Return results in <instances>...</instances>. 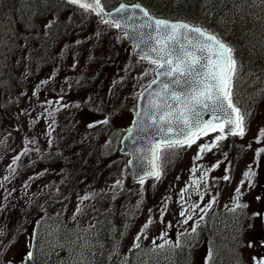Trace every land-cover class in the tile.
<instances>
[{
    "label": "rangeland",
    "instance_id": "1",
    "mask_svg": "<svg viewBox=\"0 0 264 264\" xmlns=\"http://www.w3.org/2000/svg\"><path fill=\"white\" fill-rule=\"evenodd\" d=\"M81 19L88 27L84 29L80 28L81 24L78 25L69 40L59 42L46 55L38 53L40 59L42 57L41 62L35 58L29 60L30 48L23 43L17 30L12 42L10 70L22 82L24 92L22 98L0 92V102L8 106L10 114L21 126L14 127L9 123L10 129L15 132L12 135L6 129L0 131V264H21L19 259L27 257L28 252L39 256L53 252L54 255H48L46 264H90L88 258L92 242L85 232L91 225L92 215L89 212L92 208L89 207L94 205L93 198L97 199L96 203L104 204L122 187L124 180H128L124 161L115 156L96 168V183L85 188L77 184V169L73 170L70 164L62 165L60 161L54 160L51 163L29 165L45 147L59 152L61 156L70 154L71 150L85 154L97 135L104 142V151L115 153L118 128L130 121V98L141 87L137 83L139 80L133 82L131 78V65L136 60L129 56L128 46L117 43L115 32L100 26L87 14H81ZM32 24L44 25V21L37 19ZM251 27L255 41L256 37L260 39L262 32L257 23L253 22ZM86 43L87 55L80 53L78 56L84 57L77 60L73 69L72 55ZM70 45L71 56L64 59L59 71H56L52 57L61 56V53L66 52V46ZM250 46L264 55V42ZM111 54H124L129 60L123 57L116 67L117 71H111L114 60L122 57L108 56ZM104 59L108 60L109 65L97 67V63ZM244 62L246 72H237V86L233 95L245 118L244 135L224 136L233 148V157L226 156V149L219 145L222 141H218L209 151L199 152L200 145H211L215 137L221 134L219 131L209 132L196 139L191 146L182 147L178 160L174 157L164 159L161 168L165 165L167 169L150 186L152 190L148 185L132 183L129 187L132 191L129 201L130 221L128 226L125 223L117 244L122 245L117 251L119 256L122 254L126 258L128 251L138 244L133 254L141 260L140 263L162 264L174 251H167L166 247L170 250L192 241L194 235L189 236V233L202 220L205 211L210 209L215 214L221 209L229 208L228 212L231 209H244L247 206L244 201L247 200L251 204L248 209L252 214L263 210L264 163L257 161L256 156L264 146L259 140L260 137L263 139L261 130L264 129V68H261L264 61L253 64H249L248 60ZM83 78H98V88L76 89ZM119 80L125 81L119 85ZM47 92L53 95L50 102L45 97ZM125 96L129 100L124 106L122 101ZM70 107V111H64ZM75 108L81 112L78 119L73 115ZM112 117L117 120L116 123L112 122ZM105 120L107 123H103ZM73 124L83 131L78 135V146L66 149L60 144L65 135L68 139L73 136ZM101 125H104V130L99 131ZM171 150L174 149L166 150L163 155L175 156ZM169 162L173 164L169 165ZM14 164L20 167L10 170ZM229 168L232 173L228 176ZM253 172L254 180L250 179ZM214 177L222 181L212 191L209 179ZM91 180L88 178V181ZM117 181L120 183L117 184ZM147 188L149 194H144ZM63 199L67 203L59 205L60 219L67 229L65 232L74 234L68 242L57 238L54 229L56 211L42 208L48 201ZM235 217L236 211L227 225L220 228V233L228 236L230 241L226 244L223 239L221 243L224 253L230 250V245L238 246L230 255L222 253V257L228 260L227 264H245L246 260V264H260L264 260L263 220H259L256 215L252 223L244 221L242 231ZM215 225L219 229L218 218ZM171 228L174 235L178 236L173 247L170 243ZM234 238H240V241ZM199 244L187 264H206L209 258L207 243L202 240ZM240 247L242 252H239ZM119 263L122 264L120 259Z\"/></svg>",
    "mask_w": 264,
    "mask_h": 264
},
{
    "label": "snow or ice",
    "instance_id": "2",
    "mask_svg": "<svg viewBox=\"0 0 264 264\" xmlns=\"http://www.w3.org/2000/svg\"><path fill=\"white\" fill-rule=\"evenodd\" d=\"M69 2L86 12L98 15L104 12L101 0ZM131 7L140 8V5ZM140 10L147 19L136 23V17L128 14V6L121 3L115 11L124 15L104 22L122 28L134 47L140 49L141 60L154 65L151 71L156 78L148 89L152 85H158V88L146 90L145 103L137 111L133 125L127 129L134 144L137 138L148 139L146 146H134L132 149L138 160H147L150 165V170L140 178L139 182L143 184L146 176L160 179V161L166 150L191 146L200 135L219 131L221 134L211 145H200V153L209 151L224 139L226 129L232 135L243 136L245 118L232 99V82L237 73L234 50L201 27L154 18L144 9ZM140 95L145 96V93ZM204 113L211 118L205 119ZM261 134L264 135V129ZM260 151L264 152V149ZM196 158H199V153ZM192 231H196L195 227ZM27 257L30 260L32 253L28 252ZM260 264H264V260Z\"/></svg>",
    "mask_w": 264,
    "mask_h": 264
},
{
    "label": "trees",
    "instance_id": "3",
    "mask_svg": "<svg viewBox=\"0 0 264 264\" xmlns=\"http://www.w3.org/2000/svg\"><path fill=\"white\" fill-rule=\"evenodd\" d=\"M117 0L106 1L107 4L114 3ZM141 1L153 12L160 14L167 18H183L192 22H202L206 27L216 30L212 25L219 28L228 40L236 44L240 55H244V60L253 61L256 54L252 52L248 25L253 22L257 23V27L261 30L264 38V0H137ZM69 8L76 7L68 5L60 0H0V72L2 77L8 83L3 85L0 78V90L6 93L12 92V85L16 80L11 74L10 67L6 65L11 44L13 41V32L17 30L21 33L22 38L30 42L34 48L40 50L39 42L43 40L46 46H49L52 41L57 38L66 36V31L71 20L64 18V11ZM73 9V10H74ZM75 17V13L73 14ZM35 17L48 16V21L45 25L46 34L35 35L31 33L32 30L28 27L31 19ZM209 22V23H208ZM212 25H211V24ZM263 29V30H262ZM33 48V49H34ZM264 60V59H263ZM3 61V63H1ZM3 65H5L3 67ZM3 68V69H2ZM2 69V70H1ZM99 79L95 78L89 85L96 86ZM96 89L97 87H93ZM75 118L81 117L80 111H76ZM12 115L8 110V106L0 102V124L10 123ZM75 122H78L77 120ZM79 123V122H78ZM77 123V124H78ZM107 129V127H106ZM224 143H229L224 140ZM99 149L97 143L93 144L90 150L86 153L85 159L81 165L79 175L82 178H94L96 168L102 164L105 158L99 156ZM228 155H233L232 146L227 151ZM55 157L48 156L43 153L40 161H52ZM81 181V180H80ZM129 197L122 193H118L111 201L110 206L102 213H96L99 235L94 240L96 250L100 255L94 254V264H106L107 255L112 253V244L108 243V238L111 232L114 231L115 226L118 229L119 223L123 220L125 211L127 209L126 203ZM65 200L46 204V207L52 208L56 211V216L59 214V205L63 204ZM54 204V205H52ZM52 205V206H51ZM121 220V221H120ZM112 250V251H111ZM97 257V258H96ZM100 257V261H99ZM184 254L178 252L175 256L174 262L179 264L182 261ZM113 262L109 263L112 264ZM129 264H135L130 262Z\"/></svg>",
    "mask_w": 264,
    "mask_h": 264
},
{
    "label": "water",
    "instance_id": "4",
    "mask_svg": "<svg viewBox=\"0 0 264 264\" xmlns=\"http://www.w3.org/2000/svg\"><path fill=\"white\" fill-rule=\"evenodd\" d=\"M130 8L131 7H128V14L129 15H134L136 17V21H135L136 23L143 22L144 20L147 19V17H144L143 12H141V10L140 11H136L135 9H132L131 10ZM109 13L111 15H109ZM122 15H124V14L123 13H117L115 11V9H114V10L108 12V13H104L103 12L102 14L99 15V17H105L106 20H112V19H118ZM120 29H122V28H119L118 30H120ZM126 39L129 40V41H132L128 37H126ZM134 52L136 54H140V55L142 54L141 51H140V49H137L135 47H134ZM154 75H155V73H154ZM148 85L140 92V93H145V96H141L140 93L137 96V100H136V111L134 113L133 119H132L129 127H131L133 125V121L137 118L136 117L137 111H139L140 108L145 103V99H146V96H147V91L146 90H148V91H155L158 88V85H152V88L151 89H148ZM204 118L205 119H210L211 117H210V115L208 113H204ZM225 131H229V130L226 129ZM147 143H148V139L147 138H145L143 140H139L137 138L136 141H135V144H134V140H133V138H130L128 136L127 130L124 133V135L122 136V138L120 139V144H121L120 152L121 153H127V154H129L130 157H129L127 163L130 166V168H131V170L133 172V178H135V179L140 178L142 176H145V173L150 170V165L148 164V161L147 160H138L136 158V156L133 154L132 149H133L134 146H139V147L146 146ZM129 161H132V162L129 163Z\"/></svg>",
    "mask_w": 264,
    "mask_h": 264
},
{
    "label": "bare ground",
    "instance_id": "5",
    "mask_svg": "<svg viewBox=\"0 0 264 264\" xmlns=\"http://www.w3.org/2000/svg\"><path fill=\"white\" fill-rule=\"evenodd\" d=\"M47 238V237H46ZM50 239V238H49ZM57 241V240H56Z\"/></svg>",
    "mask_w": 264,
    "mask_h": 264
}]
</instances>
